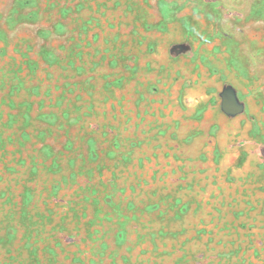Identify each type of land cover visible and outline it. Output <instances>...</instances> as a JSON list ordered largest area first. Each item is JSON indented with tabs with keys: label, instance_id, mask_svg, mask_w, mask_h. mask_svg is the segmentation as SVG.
Instances as JSON below:
<instances>
[{
	"label": "rangeland",
	"instance_id": "374dc122",
	"mask_svg": "<svg viewBox=\"0 0 264 264\" xmlns=\"http://www.w3.org/2000/svg\"><path fill=\"white\" fill-rule=\"evenodd\" d=\"M0 264H264V0H0Z\"/></svg>",
	"mask_w": 264,
	"mask_h": 264
}]
</instances>
